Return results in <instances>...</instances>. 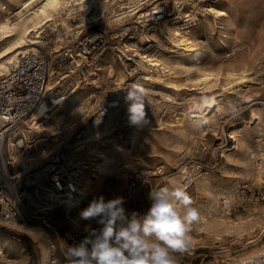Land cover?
<instances>
[{
	"label": "rangeland",
	"instance_id": "rangeland-1",
	"mask_svg": "<svg viewBox=\"0 0 264 264\" xmlns=\"http://www.w3.org/2000/svg\"><path fill=\"white\" fill-rule=\"evenodd\" d=\"M7 1L0 0V4L9 11L7 14L4 12V15L14 21L12 13L18 3ZM115 1L111 3L114 11ZM138 1L142 2L143 8L159 0ZM164 1L168 26L178 31L191 30L196 38L195 48L187 54L180 53L181 48L178 52L170 51L174 47L163 39L157 29L164 18L150 35L158 45L141 54L150 56L156 52L171 74H160L158 79L157 73L143 67L139 58L135 57V62L128 61L123 66L115 60L111 51L94 50L97 52L94 66L83 67L79 71V75L86 76L85 79L96 72L95 80L89 85L84 84V92L79 95L82 99L89 98L92 106L85 114L76 115L74 112L75 115H68V108L78 105L74 101L60 110L56 117H51L48 125L54 127L55 119L63 114L64 124L67 125L61 133L68 135L109 94L128 89L133 83H139L148 93L145 107L149 124L140 128L128 124L126 100L121 101L118 110H111L115 118L111 120L106 117L104 123L111 125L107 133L100 139L87 138L82 149L77 151L83 152L82 162L91 176V193L72 205L63 202L48 213L46 221L57 232L63 250H66L67 246L77 243L84 234L82 229L87 222L77 220L79 211L94 196L103 195L106 199L125 197V175L131 171H142L149 165L151 169L147 170L146 181L140 186L135 200L125 197V208L129 212L143 214L148 210L150 189L181 185L191 195L193 206L213 224L220 219H237L239 215L257 211L252 223L239 234L219 232L212 224L200 229L199 220L192 226L190 250L183 255L175 254L179 264H237L240 263V257L264 242V0H180L183 8L178 12L179 0ZM211 6L225 10L227 15L215 18L208 11ZM81 11V16L88 17L85 15L88 9ZM188 13L195 14L197 21L192 27L184 28L183 20ZM108 14L107 8L94 25L82 30L76 28L77 32L69 30L72 26L68 23L67 29L58 23L60 19L54 25L43 26L38 39L46 44L44 49L55 62V70L61 68L62 72L68 71L62 52L67 49L70 53L78 50L76 44L83 36L98 35L101 30L109 28L104 36L109 37L111 43L121 42L116 34L131 25V21L128 20L129 24L109 23L105 17ZM168 16L174 19L170 20ZM64 19L66 22V17ZM145 32L143 28L141 33ZM69 34L71 36L67 37ZM69 38L75 41L66 42ZM97 43L96 47H99L101 42ZM88 70L91 71L89 76ZM204 72L211 74L205 83L199 80ZM145 74L152 79L144 80ZM237 76H245L243 84L238 82ZM69 88L70 85L66 83L54 91H70ZM210 97L215 99L212 107L203 103ZM191 109L198 110L199 116L191 117ZM103 124L100 126L103 127ZM233 126L236 129L234 138L230 136ZM100 128H94L95 132L101 131ZM43 136H47V141H37V135L32 133L27 136L36 141L31 151L36 159L40 158L37 153L41 149L56 147L53 140L55 135H50L47 130ZM131 136H135L136 146L128 152L125 148H130ZM89 146L91 150L103 154L104 158L95 157L93 152L87 150ZM20 156H17V160ZM261 159L263 165L258 168ZM100 162H103L102 169L94 170L95 164ZM157 167H162V170L156 172ZM189 176L190 183L186 184ZM27 222L34 223L32 220ZM0 245L5 254L0 264H11L13 260H17L16 264H20V261H24L23 264H43L38 243L13 229L11 224H0ZM16 253L17 256L11 258V254ZM57 256L59 262L55 264H67L64 251L62 254L57 253Z\"/></svg>",
	"mask_w": 264,
	"mask_h": 264
},
{
	"label": "built area",
	"instance_id": "built-area-1",
	"mask_svg": "<svg viewBox=\"0 0 264 264\" xmlns=\"http://www.w3.org/2000/svg\"><path fill=\"white\" fill-rule=\"evenodd\" d=\"M178 2L180 9L177 12L183 8V2L180 0ZM141 4L142 2L136 1L135 13L121 21H114L126 22L125 24L131 21V25L124 27L116 34L120 43H111L109 37L104 36V33L107 34L109 31V28H106L98 35L83 36L76 44L78 50L75 49L72 53L69 49L64 50L62 57L66 59L68 71L65 68V72H62L61 68L55 70V62L44 49L46 44L40 41L34 49H24L19 52L7 73L0 76V224H6L10 219L46 220L48 213L58 207L61 201L71 199L67 203L72 205L80 196L78 191L82 168L75 154L85 145L89 131L102 125L110 111L120 106L121 101L125 100L127 89L109 94L68 135L61 133L66 130L64 128L67 125L64 124L63 119H55L54 127L58 133L53 140L56 142L54 144L56 147L46 151L39 159L31 155L36 141L19 133L17 125L41 98L48 96L49 92H55L54 90L66 83L70 85L71 91L80 86L82 81L91 78L89 76L91 71H87L89 77L87 76L86 79V76L79 75V71L83 67L94 66L96 48L100 49V52L111 51L115 60L123 66L128 61H133L135 57L139 58L138 61L141 63V55L144 57L147 55L141 52L150 51L158 45L150 35L157 28L156 25L168 14L164 0L143 8ZM114 8L115 13L128 9V7L121 8L119 5H115ZM81 10L75 8L66 17V22L72 26H69V30L76 28L82 30L94 25L95 20L81 16ZM88 12L86 11L85 15H88ZM169 19L174 18L169 17ZM196 21L197 16L188 13L182 25L184 28H189ZM143 28L146 29L145 34L141 33ZM69 36L71 34L67 35ZM65 41L74 42L75 40L69 38ZM97 41L101 42L99 47H96ZM127 43L131 45L128 46ZM135 50L140 51L135 52ZM131 52L134 53L131 54ZM82 73L85 74V72ZM48 84L51 87H48ZM85 113L84 108L78 112L79 115ZM43 137V141H47V136ZM18 155H21L19 160H17ZM161 170L162 167L156 168V172ZM146 177L147 172L144 171H131L125 175L124 194L128 200H135ZM190 179L189 176L186 184L190 183ZM227 207L230 209L228 203ZM238 264H264V250L257 256Z\"/></svg>",
	"mask_w": 264,
	"mask_h": 264
},
{
	"label": "bare ground",
	"instance_id": "bare-ground-1",
	"mask_svg": "<svg viewBox=\"0 0 264 264\" xmlns=\"http://www.w3.org/2000/svg\"><path fill=\"white\" fill-rule=\"evenodd\" d=\"M9 2H17V7L15 8V11L12 13L14 16V21L10 20L8 17L4 15V12L9 13L8 9H6V6L0 4V76H3L7 73L8 68L10 64L15 61L17 54L24 49H34L36 43H39L40 40L38 39L40 37V33L43 30L44 25L49 24H56V20L60 19L58 23H60L62 26L68 28L67 22H65V17H67L76 7L79 9H88V17H90L91 20H96L100 17H102V14L105 9L108 8V11L110 14L106 15V19H108L109 23L114 22L115 20L121 21L123 17L131 16L133 13L137 11L135 8V5H133L136 1L135 0H8ZM7 1V2H8ZM116 2V5H119L122 7H128V9L123 10L121 12L115 13L113 7L111 6V3ZM138 1V0H137ZM133 2V3H132ZM144 2V1H143ZM133 5V6H132ZM176 5V3H175ZM179 6V5H178ZM211 11L213 16L215 18H218L219 16L223 15L226 16L227 13L225 10L219 8V7H209L208 11ZM209 11V12H210ZM11 15V14H10ZM11 15V16H12ZM167 19L165 18L162 22H160L158 26V30L160 31V34L162 35L163 39L168 40L172 46L174 47V50L170 51H176L178 52V49L181 48L182 50L180 53L187 54L190 50H193L195 48V40L193 33L191 30H185V31H178L175 30V28L168 26ZM107 22V23H108ZM67 31V30H65ZM57 48V45L54 47V49ZM161 49H164L162 46H160ZM138 54V53H137ZM141 59V65L143 67H146L150 71H155L157 73L158 79L159 75L161 74L166 75L165 73L171 74L172 72L169 71V67L165 65L164 61L157 56L156 52L152 53L150 56L148 54L144 57L142 56ZM96 72L91 78L88 79V81L84 82L83 84H80L79 87L71 90V91H62V92H49L47 97H43L39 100L37 105L26 115L22 118V121L17 125L19 133L27 137L29 134L37 135L38 139L37 141H43V138L41 136L46 134V131L50 132V135H55L58 133L57 130L53 126H49V119L51 117H56L57 113L62 109L66 108V105L72 104L74 101L78 102V105L76 107H73L71 105L67 111L68 115L73 113L72 115H77V113L80 111V109H89V106L91 107V101L89 98L82 99L79 95L80 93H83V85H89L95 80ZM211 74L209 72H204L201 77L200 81H203L204 83L209 80V76ZM233 75V74H232ZM113 76V74H111ZM144 80H150L152 79L151 76L148 74H145L143 76ZM238 82L242 83L246 80L245 76H237ZM92 81V82H90ZM48 87L49 86L48 84ZM208 106L212 107L215 104V99L213 97H210ZM120 108V107H119ZM112 110H118V108H114ZM64 111V110H63ZM88 111V110H87ZM74 112H76L74 114ZM111 111L108 115V118L111 120H114L115 116ZM191 117H198L199 111L191 109L190 111ZM207 112V111H206ZM252 116L254 117L255 114L253 113ZM63 119L64 122V115L60 114L58 115L57 119ZM109 121V120H107ZM66 125V124H65ZM104 126L101 127V131L95 132L94 129L89 131V139H100V137L104 136L107 132V129L111 126L110 124L106 125V122L103 124ZM233 126V129L230 132L231 137H235L236 129ZM53 129V131H52ZM130 148H125V151H130L131 149H134L136 146V139L135 136L130 137ZM82 147L79 149L81 150ZM48 148L41 149L37 155L43 156L46 151H48ZM89 152H93V155L95 157H98V159H103L104 156L97 150H91V147L89 146L87 148ZM82 153L83 152H76L75 155L79 158V161L81 162V179H80V185H79V194L80 196L77 198H82L84 195L89 193L91 191V185L89 184L90 181V174L87 171V166L84 165L82 162ZM100 157V158H99ZM96 159V158H94ZM96 168L94 170H101L103 162L96 163ZM263 165V159L260 160L258 163V168H260ZM151 169L149 165H146V168H144L142 171L147 172V170ZM184 170V169H183ZM259 172V171H258ZM257 172V173H258ZM94 174V173H93ZM183 174V172H182ZM96 176V175H92ZM179 177V175H178ZM256 177H258L256 175ZM258 180V179H257ZM184 187V185H181ZM91 193V192H90ZM230 194V193H229ZM71 199H66L61 201L60 204L63 202H68ZM76 200V201H77ZM215 202V199H214ZM60 206V205H58ZM257 211L249 212L247 215H239L237 219H220L219 222L213 224L214 222H211L207 219L204 215H201V222H200V229L206 227H210V224L213 225V227H216L219 232H226V233H241L244 231L250 223L255 219ZM264 212V211H263ZM34 221L33 224H30L27 222V220H13L10 219L7 223L11 224L13 229L20 231L28 236H30L33 240H35L38 245L41 248L42 251V258H43V264H55V262H59V257L57 256V253H63V244L55 230L51 228V225L46 220H32ZM5 225V224H3ZM264 250V242L251 250H249L244 256L239 258V262H243L246 259L252 258L254 256H257L259 253H261ZM4 252L1 249L0 245V259H4ZM17 256L16 254H11V258H15ZM17 260H13L11 264H16ZM24 261H20V264H23ZM6 264H10L6 263ZM238 264V263H237Z\"/></svg>",
	"mask_w": 264,
	"mask_h": 264
},
{
	"label": "clouds",
	"instance_id": "clouds-1",
	"mask_svg": "<svg viewBox=\"0 0 264 264\" xmlns=\"http://www.w3.org/2000/svg\"><path fill=\"white\" fill-rule=\"evenodd\" d=\"M125 92L128 124L148 125L146 89L133 83ZM148 200L150 207L141 214L129 212L123 196H94L78 213L77 220L87 223L79 241L64 250L67 264H179L175 254L190 250L192 226L201 213L182 186L150 189Z\"/></svg>",
	"mask_w": 264,
	"mask_h": 264
}]
</instances>
